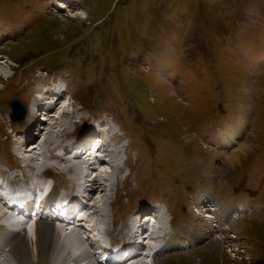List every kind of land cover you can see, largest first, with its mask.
<instances>
[{"label": "rangeland", "instance_id": "obj_1", "mask_svg": "<svg viewBox=\"0 0 264 264\" xmlns=\"http://www.w3.org/2000/svg\"><path fill=\"white\" fill-rule=\"evenodd\" d=\"M55 1L0 0L2 80L7 76L3 70L14 71L0 93V162H17L5 134L10 126L28 123L23 119L13 125L9 102L17 97L27 105L38 92L34 88L46 81L47 70L55 76L48 82L67 80L79 106L112 110L123 123L117 121L122 133L113 138L116 160L125 150L121 141L149 153L144 162L138 150L131 152L133 174L118 191V219L133 207L163 201L174 232L193 227L202 235L193 230V235L183 234L181 242H193L182 248L170 245L156 253V261L264 264V0H64L75 7L57 11ZM45 108L37 111L41 122L28 136L33 147H45L42 151L54 140L49 125L60 129L63 140L70 134V125L51 121L53 113ZM77 114H70V123H90L87 111L81 120ZM223 131L234 138L231 151L219 148ZM220 142L227 146L230 140ZM242 142L248 148L228 170L227 157ZM62 165L57 167L67 173ZM66 168L74 174L72 164ZM102 183L101 191L110 189L113 197L112 181ZM204 201L215 205L212 214L218 216L214 227H219L210 235L207 227L213 223L203 217L204 210L200 215L195 211L207 206ZM228 226L243 237L241 247L226 246V235L219 238ZM28 240V233L18 236L10 248L21 251ZM46 241L40 240L38 257L19 264H54L45 252Z\"/></svg>", "mask_w": 264, "mask_h": 264}, {"label": "bare ground", "instance_id": "obj_2", "mask_svg": "<svg viewBox=\"0 0 264 264\" xmlns=\"http://www.w3.org/2000/svg\"><path fill=\"white\" fill-rule=\"evenodd\" d=\"M57 2H58V4L61 3L60 4L61 8L65 7V4H66L65 2H63L61 0H59ZM54 10H56V9H54ZM74 17H76V15ZM0 44H2V43L0 42ZM1 62H3V61H0V64H1ZM3 64H6V63H3ZM3 73L8 75V72H6L4 70H3ZM10 77H13V73H12V75H10L8 77H5L4 81L8 83V78H10ZM2 78H3V74L0 76V80H2ZM37 80H41V79L37 78L36 82H37ZM36 82L34 83V85L36 84ZM46 85H47V83L42 82L38 87L36 86L34 88V93L36 91L39 92L40 89L44 88ZM2 89H4V86H3V88L0 89V93H1ZM46 89H47V91L45 92V96L42 97L43 100H44V104H46L50 108L59 109L58 108L59 107V103L66 97V93L65 92H61L57 85H51L50 87H46ZM75 97H76V95H75ZM75 97H73V100L69 99V103L74 105V109H73V111L71 113L79 111V114H77V119L81 120L79 115L82 113V110H85V108H87L89 110V107L85 103L81 107L78 106L77 102L74 99ZM75 104H77V105H75ZM10 108L12 109V107H10ZM77 109H79V110H77ZM62 110H65V108H62L61 111ZM30 116L31 115L28 114L25 120L31 122L33 125H31L29 123L26 124V122H25V125H23V123H22L23 126L29 127L28 130L26 131L27 138L29 136L30 130H34L35 127L37 125H39L40 122H41V119L36 114H34V117H32V118ZM84 116H86V115H84ZM112 116H110V119H112L111 118ZM86 117L90 119V123H91L92 118L88 117V116H86ZM104 118L106 120V117H103V119ZM52 120L56 121L55 118H52L51 121ZM60 120H62V119H60ZM112 120L119 125V123L117 122L118 120L116 118H115V120L114 119H112ZM64 121H66V120H64ZM36 122H38V123L36 124ZM12 123H13V125H15V124L17 125V124H20L21 122H17V121L12 119ZM65 123L68 124L67 121ZM72 123L75 124L74 121H72ZM22 125L10 126V129H9L8 132H10V131H18L22 135L23 134L22 132H25V130H24L25 127L22 128ZM56 126H57V124H56ZM49 130L50 131L52 130V132H54L52 134L53 135L54 134L57 135V137H58V134H60V131H59L60 129L58 128V129L55 130L53 125H51V126L49 125ZM120 133H122L121 130L113 131V133L111 135L110 146H109L110 148L108 149L109 154L111 156L110 162H111V164L115 165L118 170H121V169H119V165H117L118 162H116L117 160L115 158L116 156L114 155V151H113L114 141H113V138H115V136L117 134L119 136ZM69 136H70V134H69ZM220 139L221 140H230V143L226 146V144L220 142ZM65 140H63V138L60 137L58 143L55 140L48 141V143L51 142L50 148L47 149V151L49 152L50 156L47 157L46 164L50 165V167H51V165H54V167H57L58 164L59 165L66 164V165H64V167H60V168L66 169V171L68 173V172H71V169L70 168L69 169L66 168V166H67V164H72L73 165L72 159L66 157L63 154H60V153L56 152V148L64 147ZM233 141H234L233 136L230 135L228 133V131H223V132H221V135H220V138H219V148L223 149L224 151H229L230 150L229 146H231ZM245 143L241 144L236 150L233 149L234 151H232L231 155L229 157H227L228 158L227 159V165H228V161H229V165L226 168L228 170H230L231 166H233V163L235 161H238L240 153L245 151L246 148H248V144L247 143L245 144ZM43 144L44 143H42L41 145H43ZM91 146H93V145H91ZM34 148H36V147H33L32 149L26 151V155L28 156L29 159H22L21 158V161L24 162L23 166H24V169H25V173L23 174V176L26 178V180L31 181V182H38V181H41L42 176L45 173V171L39 172L38 171L39 168L35 167V166H39V164L34 161L35 157H36V154H37V149L34 150ZM127 148H129V145L125 146V151L124 152L126 154H128ZM43 149H45V147L42 148V150ZM42 152H44V151H42ZM53 152L56 153V154H54ZM82 154H83V151H81L79 154H77L76 159H80ZM51 157L54 158V161L49 163V160H51ZM112 158H114L116 160L115 161L116 163L115 162L112 163L114 161V160H112ZM58 160H60L61 162H59ZM127 160H128V158L124 162L125 166H129L128 164H126ZM32 161H33L34 164L33 165L29 164V162H32ZM78 161H80V160H78ZM104 163H106V162H104ZM73 166L76 167V165H73ZM96 166H98L97 162L93 160L90 163V165H89V169H90V171L92 173L95 172V171L93 172V170L96 168ZM103 167H105V166H103ZM57 168L59 169V167H57ZM72 169H73V167H72ZM72 173H74V171ZM101 173L102 174L97 173L95 176H92L93 178L89 177L90 176L89 173L87 174V178H86L87 186L86 187L88 189L89 194L90 193L92 194V193L96 192L97 190L99 192L103 193L101 191V190H103V189H101L102 186H103V183H101L100 181L98 182L97 176H100L101 178H103L104 181H107V183H108V178L109 179L113 178V176L107 177L108 174H107V170L106 169L105 170L102 169ZM70 175H72V174H70ZM75 175H76V173H75ZM75 175L73 176V181L76 179ZM126 180H127V178H125L124 181L126 182ZM202 207H204V206H202ZM205 207H207V206H205ZM81 208H83V206L78 205V209H81ZM112 209H113V202H112ZM149 211H150V208H148V206H144V205L143 206H139L138 208L135 207V209L133 211H131V214L128 217V219L133 220V218H135V220H136V223L133 226V229L128 228V224H127L126 221L124 223V225L128 228V232L131 235L135 236V234H138L139 231H141V229L144 226V219L141 218V217L144 216L145 214H147ZM167 211L169 213L168 209H167ZM216 217H218V216L216 215ZM219 219L220 218H218V220ZM40 221H42V220H40ZM40 221H39V223H37V226H36L35 230H33L31 233H28V239H29L28 243H26L25 246L20 247V248H23V250L19 251L17 248H15L14 250L11 249L9 251L8 249H6V251L8 253H4L5 257H4L3 261H5V264L11 263V262H12V264H19L21 259H23V261H26L27 258H31L32 257V259H35L36 257H38L40 252H41V250L39 248L40 247L39 246L40 240L42 238L45 239V237H46L47 241H46V244H45L46 248L44 247V249H45V252L49 255V260L51 262H53L54 264H70L71 262L76 261V260L79 261L80 264H92L91 261L87 260L86 256H88V254H86V256H85L84 253H82L81 255H79L77 253L78 250L81 249V248H83V252H86V249H87V248H85L84 243H82V242H84L83 239H81L82 234H80L79 232H73V231H70V232L67 233L66 232L67 227L63 226L64 223L59 225L58 223H55V222L53 223V222H49V221H45L44 220L45 222L42 223ZM50 223L54 224L55 226L50 224ZM78 228H82V227H78ZM29 234H30V237H29ZM183 234H184V236L186 234L193 235V232H191V230H188V232H184V233L182 232V234H181L180 232H177V231L174 232L173 231V233L168 236V239H167L165 245L161 249H169V248H171L170 245H174V244L175 245L173 247L178 246L179 245L178 242L181 241V237H183L182 236ZM196 239H197V237H194V240H196ZM3 244L5 245V242H0V246L3 245ZM226 246H227V242H226ZM1 247L3 248V246H1ZM142 250L143 249H137L129 258L126 257V258H123L121 261H114L112 264H162L161 262L156 261V258H153L149 262L140 260L142 258V257H140L141 254H142ZM248 250H252V247L249 248ZM21 253L24 254L25 256H22ZM135 256H139V258H138L139 260L138 261H135V260L133 261L132 260ZM21 257H23V258H21ZM85 260H87V262L83 263V261H85ZM3 261H0V263L4 264Z\"/></svg>", "mask_w": 264, "mask_h": 264}, {"label": "water", "instance_id": "obj_3", "mask_svg": "<svg viewBox=\"0 0 264 264\" xmlns=\"http://www.w3.org/2000/svg\"><path fill=\"white\" fill-rule=\"evenodd\" d=\"M15 111L17 112V108H15ZM21 118H22V115H21Z\"/></svg>", "mask_w": 264, "mask_h": 264}]
</instances>
